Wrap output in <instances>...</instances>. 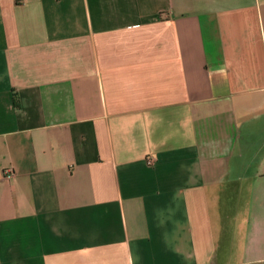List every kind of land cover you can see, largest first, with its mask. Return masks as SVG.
Returning a JSON list of instances; mask_svg holds the SVG:
<instances>
[{"label":"crops","instance_id":"crops-1","mask_svg":"<svg viewBox=\"0 0 264 264\" xmlns=\"http://www.w3.org/2000/svg\"><path fill=\"white\" fill-rule=\"evenodd\" d=\"M0 264H264V0H0Z\"/></svg>","mask_w":264,"mask_h":264},{"label":"built area","instance_id":"built-area-1","mask_svg":"<svg viewBox=\"0 0 264 264\" xmlns=\"http://www.w3.org/2000/svg\"><path fill=\"white\" fill-rule=\"evenodd\" d=\"M153 163H154V160H153V159H149V160H147V164H148L149 166H152Z\"/></svg>","mask_w":264,"mask_h":264}]
</instances>
